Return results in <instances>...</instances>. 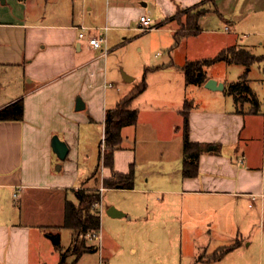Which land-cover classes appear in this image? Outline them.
Listing matches in <instances>:
<instances>
[{"label": "crops", "instance_id": "crops-1", "mask_svg": "<svg viewBox=\"0 0 264 264\" xmlns=\"http://www.w3.org/2000/svg\"><path fill=\"white\" fill-rule=\"evenodd\" d=\"M104 1L103 10L98 0H90L65 20L58 15L48 17L44 11L32 13L28 0H0V108L19 98L24 104L22 120H0V264H50L42 247L36 246L45 238L38 227L52 224L46 203L58 195L60 214L62 193L63 201L70 199L69 192L75 201L74 189L95 187L91 184L93 175L100 173L101 182L104 176L130 168L134 170L133 187L114 188L136 196L133 205L150 208L152 220L156 215L152 197L166 204L167 218L162 216L166 211H160L153 225L167 228L168 236L178 237L182 245L195 244L191 255L194 264L216 263L244 243L249 246L257 228L261 251L263 93L258 97L250 84L247 66L236 78L228 77L230 65L245 67L243 64L223 59L206 66V80L222 82L223 89L208 88L205 82L187 83L183 64L212 58L231 46L255 53V40L262 44L264 38V0ZM187 9L203 11L197 19L200 30L176 42L175 31L185 24ZM141 15H149L159 25L155 30L172 23L167 28L171 38L164 43L169 52L161 61L150 64L143 59V65L135 68L122 58L119 66L131 71L129 75L108 63L114 52L131 41ZM99 34L107 37L102 46L108 49L106 53L102 47L88 45V37ZM204 34L216 37L207 42ZM145 71L146 87L129 104L138 111L137 122L122 127V140L113 152V168L99 165L107 110L141 82ZM124 74L133 79H125ZM242 75L261 102L254 112L249 111L248 101L239 107L227 92L228 85ZM261 84L263 87V79ZM185 101H192L189 139L202 148L194 176L182 174ZM53 134L69 147L65 159L52 149ZM36 148L42 157L38 167ZM56 158L61 162V174L53 172ZM96 160L94 170L89 168ZM82 176L85 182L77 184ZM104 207L109 204L104 203ZM128 211V217H133V210ZM98 246L101 253L100 241L93 245L94 250ZM224 246L232 248L220 258H209Z\"/></svg>", "mask_w": 264, "mask_h": 264}, {"label": "rangeland", "instance_id": "rangeland-1", "mask_svg": "<svg viewBox=\"0 0 264 264\" xmlns=\"http://www.w3.org/2000/svg\"><path fill=\"white\" fill-rule=\"evenodd\" d=\"M29 9L32 13L35 11L45 12L48 17H57L61 16L65 20L72 17V13L78 10V8H84L85 5L90 4V0H28ZM104 0H98V6L101 10L104 8ZM163 7V4H160ZM151 6H154V3H151ZM165 8V7H164ZM76 13V12H75ZM186 15L184 20L186 23L187 14L193 13L191 9L186 10ZM156 14V13H155ZM53 15V16H51ZM194 15V14H193ZM209 17V16H208ZM212 17V16H211ZM92 18V17H91ZM88 18V19H91ZM187 18V19H186ZM102 19L99 16V21ZM211 20V18H208ZM208 20V21H209ZM98 22V21H97ZM154 24V23H153ZM172 23H167L162 26L161 31L159 30H149L147 32H142L140 30L135 31L132 34L131 41L128 42L127 46L114 52L110 56V61L108 64L110 67L116 69L118 68L122 58L124 62H131L132 68L142 66V60H147L150 64L155 63L156 61H161L168 55V46L164 43L171 38L172 32L167 30L170 28ZM181 28V26H179ZM242 36V35H241ZM203 40L214 38L211 34H204ZM243 37V36H242ZM164 44V45H163ZM193 44V43H192ZM127 49V50H126ZM254 54L259 55L261 58L258 61L253 62L249 66V70L246 71V66L241 65H230L229 71H227L228 77L236 78L238 73L243 71L247 72V77L250 79V84L255 89L258 97L262 96L263 87L262 79L264 78V38H262V44H259L258 41L254 42ZM126 52L125 56L124 53ZM182 54V53H181ZM178 57V55H177ZM182 58V57H181ZM116 66V67H115ZM223 67V66H222ZM220 67V68H222ZM129 75L131 71L123 66H119V69ZM225 68V67H223ZM222 70V69H221ZM144 71V70H143ZM113 81V78L109 79ZM117 85V84H116ZM116 86H114L115 88ZM245 104L239 101V107H243ZM57 135V134H53ZM100 138L97 141V144ZM100 147V143H99ZM101 149L104 150V148ZM35 165L38 167L42 164L41 150L40 148L35 149ZM58 157V156H57ZM53 163V172L61 174L63 170L58 169L60 165V159ZM87 162V161H83ZM95 163L89 165V168L94 170ZM94 164V165H93ZM85 173V172H84ZM83 178V179H80ZM76 183L84 181L85 176L80 177ZM101 174L93 175L91 184L93 183L95 187L99 188L102 186ZM55 180V179H54ZM59 182V181H55ZM85 182V181H84ZM94 187V188H95ZM101 192V191H100ZM102 193V192H101ZM67 197L73 199L72 193H67ZM104 200H102L101 205V233L100 238L91 237L89 233L85 235V244L86 245H99L101 242L102 252H99V246L96 250L89 251L84 253L75 264H194L195 260H192V254L195 253L196 245L192 242L182 245L178 237L170 238L167 234V228L164 229L160 226H155L153 223L159 218V213L166 211L164 208L166 206L162 205L158 200L153 196L152 209L156 213L155 219L152 220L149 210L146 209V206L137 207L133 205L136 203L137 197L132 193L124 190H119L115 188H107L103 192ZM136 197V198H135ZM64 195L62 193V204L60 214L58 211V195L55 196L54 200L48 205L46 203V209L51 211L52 224L49 226L38 227L39 230L43 231L45 238L40 244L36 243V246H41L45 252L46 262L50 264L56 263L60 260L62 252L72 244L73 232L71 229L63 227V218H64ZM18 200H15V202ZM142 202V199L137 200ZM105 204L114 205L117 209L122 210L127 215L122 217H113L109 215L105 210ZM128 203V204H127ZM132 203V204H130ZM139 205V204H138ZM133 210V217H128V210ZM97 209V208H96ZM167 211L162 216L167 218ZM136 216H139L138 222L136 221ZM146 218V219H145ZM137 222V223H136ZM34 232L37 233L35 230ZM55 234L59 235L60 241L57 244H54L50 235ZM259 229L257 228L254 231V237L249 246H245L247 243H244L242 247L234 249L230 252L225 258L221 261L212 264H264V245L260 251L259 241H258ZM35 242V241H34ZM183 249V254H182ZM74 255L70 254L66 258L67 264H73ZM160 260L161 262H159Z\"/></svg>", "mask_w": 264, "mask_h": 264}, {"label": "trees", "instance_id": "trees-1", "mask_svg": "<svg viewBox=\"0 0 264 264\" xmlns=\"http://www.w3.org/2000/svg\"><path fill=\"white\" fill-rule=\"evenodd\" d=\"M203 11L188 13L187 22L175 31V40L185 35L196 33L200 30L197 19L198 14ZM194 14V15H193ZM159 26V25H158ZM260 56L245 48L231 46L223 49L212 58H202L198 60H187L183 64L185 80L187 83L201 84L206 80V66L219 60L243 64L249 67L253 62L260 60ZM146 71L141 82L123 97L115 107L107 110L104 130V150L99 149V165L103 164L110 169L113 168V152L122 140L121 129L125 125L137 122L138 111L129 106L131 100L146 87ZM227 92L232 94L236 103L248 101L249 111L254 112L261 106L260 100L252 91L247 82L246 76L242 75L238 80L228 85ZM192 101H185L183 114V162L182 174L184 176H194L198 173V157L202 150L197 142L189 139V119L188 112ZM24 114L23 99L19 98L0 108V120H22ZM104 188H132L134 185V170L130 168L128 172H114L112 175L104 176L101 180ZM76 200L65 199L64 218L62 226L69 228L73 232L71 246L67 247L61 255L57 264H67L66 258L70 254L74 255L73 264L77 263L80 256L89 251H93V245L85 244V235L93 231H99L101 227V215L98 210L92 208L95 201L102 199L99 188L79 187L74 189ZM232 246H224L214 251L209 258H220Z\"/></svg>", "mask_w": 264, "mask_h": 264}, {"label": "built area", "instance_id": "built-area-1", "mask_svg": "<svg viewBox=\"0 0 264 264\" xmlns=\"http://www.w3.org/2000/svg\"><path fill=\"white\" fill-rule=\"evenodd\" d=\"M158 25L153 24V19L149 16V15H141L140 16V25L137 26V29L142 31V32H147L149 30L155 29L157 28ZM83 29H86L88 27L82 26ZM79 36L81 38H83L85 36L84 31H81L79 33ZM107 42V37L105 34H99V35H94V36H90L88 37V45L89 46H94V47H102L103 45H105ZM102 50L104 53H106L108 51V49L106 47H102ZM108 86H112V83H107ZM263 111H264V78H263ZM101 146L102 148H104V134L102 136L101 139ZM105 188L103 186L99 187V190L102 192ZM254 198V197H253ZM101 205H102V199L100 201H95L92 204V208L96 209L99 211V213L101 214ZM91 237H95L97 239H100V232L99 231H93L91 233H89Z\"/></svg>", "mask_w": 264, "mask_h": 264}, {"label": "water", "instance_id": "water-1", "mask_svg": "<svg viewBox=\"0 0 264 264\" xmlns=\"http://www.w3.org/2000/svg\"><path fill=\"white\" fill-rule=\"evenodd\" d=\"M124 78L127 80L133 79L132 76H129L127 74H124ZM205 86L208 88H211V89H223L224 84L222 82H218L214 78H208L205 81ZM79 102H80V99L78 97L77 98V109L81 108V107H79ZM51 146H52L53 151L57 154V156L60 159H65V157L67 156V153L69 151V147L64 140H62L58 135H53V137L51 139ZM59 167H60V165H58V168ZM106 212L113 217H120V216H123L125 214L123 211L117 209L114 205H110L106 209ZM50 238L52 239L54 244H57L60 241L59 235L52 234V235H50Z\"/></svg>", "mask_w": 264, "mask_h": 264}]
</instances>
